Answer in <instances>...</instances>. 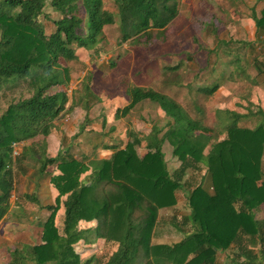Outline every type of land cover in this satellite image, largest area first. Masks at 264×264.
<instances>
[{"label":"trees","instance_id":"trees-1","mask_svg":"<svg viewBox=\"0 0 264 264\" xmlns=\"http://www.w3.org/2000/svg\"><path fill=\"white\" fill-rule=\"evenodd\" d=\"M114 2L116 12L105 9L103 0H0V218L15 189L12 142H22L21 158L38 157L36 168L50 175L55 193L45 206L50 212L41 224L40 242L13 246L8 264H91L96 258L82 260L76 248H94L102 241L116 243L104 264H264V215L257 216L264 211L262 109L253 127L239 124L246 117L242 113L218 110L222 115L211 128L166 94L131 85L126 104L114 117L127 116L145 99L156 101L167 119L153 124L148 135L128 127L130 139L103 146L112 151L107 157L98 152L74 157L69 146L55 155L47 150L55 120L75 105L73 99L68 103L72 95L65 90H53L71 77L62 62L76 59L77 47L97 52L108 24H117L123 41L139 36L163 40L178 14V0ZM46 8L59 17L51 18ZM40 16L55 28L48 32ZM251 17L256 29L264 31V7ZM83 78L89 96L90 75ZM218 85L197 89L210 95ZM215 128L224 135L214 140ZM143 142L146 151L139 154ZM165 142L180 170H190L191 176L192 170H203L198 182L168 169ZM24 198L42 208L34 194ZM179 201L185 209L179 219L164 220L177 239L153 242L160 236L159 211Z\"/></svg>","mask_w":264,"mask_h":264},{"label":"rangeland","instance_id":"rangeland-1","mask_svg":"<svg viewBox=\"0 0 264 264\" xmlns=\"http://www.w3.org/2000/svg\"><path fill=\"white\" fill-rule=\"evenodd\" d=\"M103 1L105 9L116 12L114 0ZM263 7L264 0H178V14L166 26L163 40L155 37L147 40L145 36H139L123 41L116 23L104 25L100 35L103 40L99 42L97 52L77 47L76 59L62 62L70 69L71 77L53 90H65L72 95L68 103L73 98L76 106L68 115L56 119L57 125L52 127L46 137L47 150L55 155L61 148L69 146L70 155L74 157H79L81 152L92 155L101 150L100 155L107 156L109 151L104 150L110 149L103 148L104 145L112 142L122 145L125 138L130 139L127 135L129 128L124 123L132 125L137 122L139 127L132 126L134 131L140 136L148 135L153 124H161L167 119L156 101L145 99L138 102L123 120L118 121L114 117L116 109L126 104V88L131 85L152 88L166 94L192 118L200 119L208 127H217V116L222 115L217 111L224 109L246 115L240 118L239 124L253 127L261 119L258 109L264 112V31L256 29L251 16L253 12L260 15ZM45 11L51 18L59 17L50 8ZM80 11L84 17V11ZM40 18L48 32L55 28L52 22L42 16ZM154 33L156 30L152 31ZM252 40L253 45L249 44ZM88 75L91 95L86 96L82 82L85 79L83 77ZM213 82L219 85L210 95L197 89ZM216 131L215 128L214 140L224 135ZM137 151L139 154L146 151L144 142L137 147ZM163 151L171 172L175 171L185 178L189 176L191 182H198L203 170H192L191 176L190 170H180L179 162L172 158L171 148L166 142ZM37 158L34 157L35 160ZM25 160L29 162L27 167L33 168L29 182L39 179L34 166L37 162L28 157ZM262 167L264 170V155ZM42 176L41 191H46L47 195L48 186L54 195L50 175ZM34 195L38 196L36 193ZM47 197H42L41 201L45 203ZM177 197L183 199L180 190H177ZM182 203L179 201V205L159 211L161 221L156 226V232L160 236H156L153 242L170 243L177 239L175 235L169 234L170 227L164 220L173 219V215L178 220L182 210H185ZM40 205L44 211L45 206L43 203ZM47 212L38 215L45 219L50 209ZM263 215V209L257 212L258 217ZM56 224L61 230L59 217H56ZM115 245L102 241L94 248L78 245L76 249L82 260L93 255L96 259L91 264H104Z\"/></svg>","mask_w":264,"mask_h":264},{"label":"crops","instance_id":"crops-1","mask_svg":"<svg viewBox=\"0 0 264 264\" xmlns=\"http://www.w3.org/2000/svg\"><path fill=\"white\" fill-rule=\"evenodd\" d=\"M75 106L76 104L74 105V107ZM85 106L88 107L86 103ZM72 110H74V108ZM125 117H128V114ZM123 118L124 117L120 119L123 120ZM120 119L118 121H120ZM55 124L57 125L56 120H55ZM124 124H126V127H132V126L139 127V124L137 122L132 125L128 123H124ZM100 125L102 127V124ZM81 127H83V125ZM21 150L22 148L20 149V152ZM104 151H109V154L107 156H109L112 152L111 150H104ZM107 156L100 155V157H107ZM28 158L30 159V157ZM25 159L26 158H21V156L17 157V164L14 166L16 167L14 168L15 189L12 195L10 196L9 199L10 206L7 210V213L0 218V264H8L10 260L9 251L12 249L13 246L19 244L33 245L40 242V235L42 231L41 224L44 221V219L40 218L41 216L38 214L48 213L47 212L48 210L44 209L43 211V207L42 208L38 207L36 204L32 203L31 201L26 200L24 198V195L36 193L38 195L37 198L39 203H43V206L50 205L53 202L52 201L53 194L51 193L48 186L46 189L48 190L47 195L45 194L46 193L45 188H44L45 192L41 191L42 190L41 180L43 178L42 175H46V174H40L38 169L36 168L37 174L38 176H40L41 179L35 178V180L33 179V181L29 182L28 178H32V176L30 175L31 173H33V168L31 166L29 168L27 167V164L29 162L26 161ZM36 160L34 159V162H36ZM34 166L36 167L35 164ZM48 181L49 180H47V183L49 185ZM35 183L36 186L34 185ZM23 184H24V188H26L27 191L23 188ZM47 196L50 198V200L48 199ZM42 197H47V199H45L46 200L45 203L41 201Z\"/></svg>","mask_w":264,"mask_h":264},{"label":"built area","instance_id":"built-area-1","mask_svg":"<svg viewBox=\"0 0 264 264\" xmlns=\"http://www.w3.org/2000/svg\"><path fill=\"white\" fill-rule=\"evenodd\" d=\"M21 144H22V142H20V143L12 142L11 143V146H12V158L13 159H15L20 154Z\"/></svg>","mask_w":264,"mask_h":264},{"label":"clouds","instance_id":"clouds-1","mask_svg":"<svg viewBox=\"0 0 264 264\" xmlns=\"http://www.w3.org/2000/svg\"><path fill=\"white\" fill-rule=\"evenodd\" d=\"M18 156H19V155H18ZM18 156H17V157H18ZM17 157H16V158H17Z\"/></svg>","mask_w":264,"mask_h":264}]
</instances>
